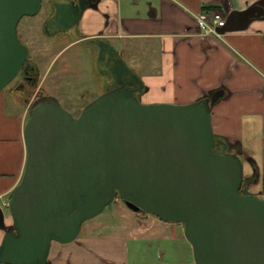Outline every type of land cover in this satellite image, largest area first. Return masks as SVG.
I'll use <instances>...</instances> for the list:
<instances>
[{"label": "water", "instance_id": "1", "mask_svg": "<svg viewBox=\"0 0 264 264\" xmlns=\"http://www.w3.org/2000/svg\"><path fill=\"white\" fill-rule=\"evenodd\" d=\"M43 1L0 0V91L27 64L29 50L18 24L37 14ZM96 3L55 2L46 34L57 21L64 28L56 32H69ZM256 18H264V0L232 10L217 31L245 30ZM120 60L139 88L122 83L77 116L49 95L29 107L27 159L10 195V228L0 206V226L6 230L0 264H50L53 241L75 240L83 223L117 193L134 211L184 223L196 264H264V198L242 192L240 149L217 150L211 108L225 91L186 104L144 103L137 94L142 81Z\"/></svg>", "mask_w": 264, "mask_h": 264}, {"label": "crops", "instance_id": "2", "mask_svg": "<svg viewBox=\"0 0 264 264\" xmlns=\"http://www.w3.org/2000/svg\"><path fill=\"white\" fill-rule=\"evenodd\" d=\"M257 1L97 0L84 10L71 41L87 46L95 39L110 42L142 81L139 97L144 103L186 104L223 89L224 96L211 108L214 134L257 162L254 152H260L263 167L264 18H256L245 30L221 34L210 32L204 23L216 13L226 18L232 10H245ZM122 40L148 44L138 47L140 57L132 54L136 64L114 44ZM3 99L0 93V206L10 228V195L21 181L27 159L28 105L18 101L21 110L6 114ZM114 205L113 212L86 226L83 240L53 241L50 264H196L181 224L148 212L134 213L122 199ZM5 232L0 226V245ZM165 249L180 250L185 257L166 260L160 256ZM147 254L157 257L144 258Z\"/></svg>", "mask_w": 264, "mask_h": 264}, {"label": "rangeland", "instance_id": "3", "mask_svg": "<svg viewBox=\"0 0 264 264\" xmlns=\"http://www.w3.org/2000/svg\"><path fill=\"white\" fill-rule=\"evenodd\" d=\"M48 11L49 5L44 2L37 14L24 16L18 24V35L21 41L27 46L29 56L38 63L37 69L39 70L41 78L39 79L37 89L44 92L46 91L49 96L58 98L64 108L77 116L82 108L99 96V85L97 83L99 77L98 67L95 64L90 49L83 43H72L69 37H65L62 40L59 38L54 39L53 36L46 34V26L43 27V23L47 17ZM114 44L125 50L123 54L124 58L132 65L136 64L135 61L137 58L133 55H142L139 49L145 48L148 45L143 41L134 42L130 40L115 41ZM12 85L13 83L11 86ZM11 86H6L1 92L4 98V110L6 114L17 113L21 110V102L19 103L15 95L10 92ZM32 102L33 100L27 103V105L29 104L28 109ZM256 145L257 149L260 151L259 144ZM246 149L248 150L247 153L251 156L256 153L255 156L258 158V163L262 164L260 152L251 154L252 146ZM241 159L244 164L245 173H250L251 163L254 158L252 157L251 159V157L242 153ZM263 186L264 179L261 178L259 181H255L251 184V189L254 192H259ZM117 199L118 198L114 199L108 204L100 214L86 220L83 223L80 234L75 240L84 239L85 229L88 224H92L99 218L105 217L108 213L113 212L115 206L114 202ZM179 224L184 227V223ZM93 247L97 246L94 245ZM160 256L166 260L178 261L184 259L185 252L180 250L170 252L169 249H165V252L160 253ZM153 257L157 256L155 254H147L144 256V258Z\"/></svg>", "mask_w": 264, "mask_h": 264}, {"label": "flooded vegetation", "instance_id": "4", "mask_svg": "<svg viewBox=\"0 0 264 264\" xmlns=\"http://www.w3.org/2000/svg\"><path fill=\"white\" fill-rule=\"evenodd\" d=\"M62 1L65 0L43 1V3L46 2L49 5V11L46 19L44 20L43 27L46 26L48 20L54 15L55 7L53 4L55 2H62ZM63 28H64L63 23H60L58 21L52 22L48 25V29L52 33L51 36H53L54 39L59 38L62 40L65 37H69L71 39V36H75L74 34L76 33L77 24L69 32H56L62 30ZM55 32L56 34H53ZM91 44L95 46L86 45V47L90 49L95 64L98 67L99 77L97 83L99 85V96L104 92L118 85H121L122 83L133 82L139 88V83L135 81L136 78H134L131 75V73L124 70V65L120 60L121 54L119 53V51H117L118 52L117 54L116 53L114 54L112 52L110 47L111 46L110 42H108L106 39H95L91 41ZM37 73H39V71L37 69L35 62L29 60L27 61V64L21 69V71L16 75V77L9 83L8 86H11V84L13 83V85L10 88V92L11 94L15 95L17 101L21 103L24 102L28 103L33 100L34 102L36 99L48 95L46 91L42 92V90L40 91L37 89L39 83V79H38L39 75H37ZM139 92L140 90L137 91L138 96H139ZM81 111L82 110H80V112ZM237 149L240 148L238 146L230 145L218 140L217 150L226 151V152H235ZM263 174H264V165L262 167L260 163L253 160L251 163L250 173L247 174L244 171L245 180L242 185V192L249 191L251 193H256L251 189V184H253L255 181L256 182L259 181L263 176Z\"/></svg>", "mask_w": 264, "mask_h": 264}, {"label": "built area", "instance_id": "5", "mask_svg": "<svg viewBox=\"0 0 264 264\" xmlns=\"http://www.w3.org/2000/svg\"><path fill=\"white\" fill-rule=\"evenodd\" d=\"M130 1H135V0H130ZM224 22H225V17H223L220 13H216L215 16H214V19L211 22L204 21V23L206 24L208 30L210 32H214V33H217V34H221V33H219L217 31V27L219 25H222ZM257 194H258L259 197L264 198V186L261 189V191L257 192Z\"/></svg>", "mask_w": 264, "mask_h": 264}, {"label": "trees", "instance_id": "6", "mask_svg": "<svg viewBox=\"0 0 264 264\" xmlns=\"http://www.w3.org/2000/svg\"><path fill=\"white\" fill-rule=\"evenodd\" d=\"M29 60L35 62L36 66H38L36 60H34L32 57H29ZM29 60H28V61H29ZM37 68H38V67H37ZM38 71H39V70H38ZM37 75H39V76H38V79H40V78H41V77H40V73H37ZM1 92H2V91H0V93H1ZM42 92H43V91H42ZM22 104L25 105V106L27 105V103H25V102L22 103ZM27 118H28V117H27ZM215 136H216L217 140L229 144L228 141L226 140V138H224V137H222V136H217V135H215ZM116 198H118V199H122L118 193H117V195L115 196L114 199H116Z\"/></svg>", "mask_w": 264, "mask_h": 264}]
</instances>
